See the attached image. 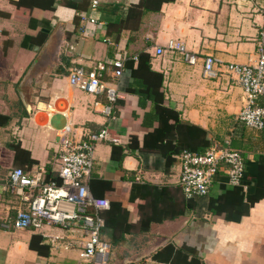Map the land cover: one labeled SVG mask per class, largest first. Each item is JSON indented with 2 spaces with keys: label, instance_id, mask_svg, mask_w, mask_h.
<instances>
[{
  "label": "crops",
  "instance_id": "obj_1",
  "mask_svg": "<svg viewBox=\"0 0 264 264\" xmlns=\"http://www.w3.org/2000/svg\"><path fill=\"white\" fill-rule=\"evenodd\" d=\"M88 1V9H76L73 0H56L54 8L50 0H0V222L21 205L9 189L14 168L53 180L68 122L75 140L108 128L119 141L97 142L88 180L95 196L128 210L118 242L103 229L108 264H173L153 259L168 245L191 248L190 256L205 264H264V128L240 120L246 93L227 70L231 62L257 57L264 0L165 2L117 40L107 35L109 23L140 0ZM171 40H182L198 62L191 65L168 49ZM143 52L150 69L144 61L135 77ZM208 54L217 59L216 77L204 75ZM115 58H123L125 68L121 96L107 115V96L75 88L68 75L71 68L92 70ZM258 103L264 105V95ZM133 136L136 147L130 146ZM228 141L244 156L243 185L229 184L221 170L208 194L187 197L180 184L183 152L204 153ZM86 238L75 223L0 227V264H88Z\"/></svg>",
  "mask_w": 264,
  "mask_h": 264
},
{
  "label": "built area",
  "instance_id": "obj_2",
  "mask_svg": "<svg viewBox=\"0 0 264 264\" xmlns=\"http://www.w3.org/2000/svg\"><path fill=\"white\" fill-rule=\"evenodd\" d=\"M98 2H95V5ZM90 21L95 22V18ZM168 49L180 52L185 61L194 65L199 55L191 51L182 40H171ZM165 49L159 47L157 52ZM204 75L218 76L217 59L213 54L204 56ZM125 65L123 58L109 62L99 61L92 70L74 67L69 71L72 86L88 93L105 94L108 103L103 111L111 115L121 92L118 82L123 75ZM227 70L235 73L246 93L245 103L239 118L247 126L264 128V105L258 100L264 95V27L258 46L257 57L247 63L227 64ZM73 129L68 122L61 143V168L58 180H45L43 175H29L22 167H16L10 176V191L19 198L20 207L15 216H9L0 222V227L7 230H24L44 225L68 226L71 223L82 225L87 233L82 257L88 264H108L109 243L102 237L105 220L101 215L103 209L110 208L107 197L95 196L89 187L94 166L96 144L102 140L118 142L108 128L92 133L85 140H75L68 136ZM182 171L180 184L189 198L209 193L216 174L224 170L228 182L242 186L245 174V159L242 152L230 146L215 145L204 153L185 150L182 154Z\"/></svg>",
  "mask_w": 264,
  "mask_h": 264
},
{
  "label": "trees",
  "instance_id": "obj_3",
  "mask_svg": "<svg viewBox=\"0 0 264 264\" xmlns=\"http://www.w3.org/2000/svg\"><path fill=\"white\" fill-rule=\"evenodd\" d=\"M174 0H140L139 3L133 4L128 11L127 16L119 17L114 22H110L107 29V35L114 37L116 40L120 37L122 31L126 28L128 29H139L143 16L148 11H159L165 2H171ZM50 7H55L56 0H50ZM87 0H73L69 2L76 9H88L90 4ZM139 66L137 68L133 67L134 75L137 74L138 69L147 61V68L150 69V55L149 53L143 52L139 57ZM136 77V75H135ZM137 137H132L131 147L137 146ZM17 150L21 149L19 145L16 146ZM117 148V147H115ZM24 150V149H23ZM25 151V150H24ZM29 154V151H26ZM34 162V160H32ZM54 179L58 180L56 176ZM128 210L120 202H111L110 208L103 209L101 215L105 220L106 229L112 230L115 238L113 241L116 243L121 238L116 237V233L119 230H123V225L121 220H124L127 216ZM35 238L32 241V246L35 247ZM188 248L185 246L180 249H175L173 245H168L161 251L154 254L153 259L160 262H171L173 264H205V262L195 253L194 256H190L192 249L190 248V253L187 251ZM127 264H148L145 261L140 262H130Z\"/></svg>",
  "mask_w": 264,
  "mask_h": 264
}]
</instances>
